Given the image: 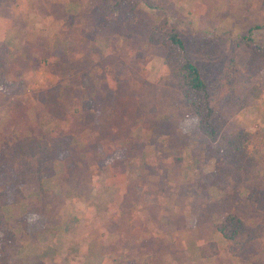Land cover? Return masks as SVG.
Returning a JSON list of instances; mask_svg holds the SVG:
<instances>
[{"label": "rangeland", "instance_id": "1", "mask_svg": "<svg viewBox=\"0 0 264 264\" xmlns=\"http://www.w3.org/2000/svg\"><path fill=\"white\" fill-rule=\"evenodd\" d=\"M17 1L23 7L9 35L20 44L8 46L27 57L22 75L12 77L20 81L2 90L0 148L11 134L42 136L55 123L63 132L69 128L75 145L70 158L45 168L41 182L24 187L29 208L39 209V226L21 217L22 204L6 210L19 240L7 247L9 264H264L254 251L257 260L229 252L236 242L219 229L226 216L255 227L264 214L237 198L230 178L214 176L199 118L166 65L167 47L149 40L167 22L194 53L210 55L208 70H220L228 96L224 129L264 132V56L255 59L246 40L251 35L264 45V0H123L109 12L104 0H79L84 21L71 8L62 20L49 14L41 4L51 0ZM28 31L55 42L56 52L36 40L23 42ZM87 46L88 58L81 59L76 49ZM40 94L50 101L39 105L52 104L34 111ZM260 176L256 184L264 183V167ZM120 178L138 196L122 194L114 204ZM101 188L102 205L96 200ZM202 245L213 254L204 257ZM254 246L264 248V237Z\"/></svg>", "mask_w": 264, "mask_h": 264}, {"label": "trees", "instance_id": "2", "mask_svg": "<svg viewBox=\"0 0 264 264\" xmlns=\"http://www.w3.org/2000/svg\"><path fill=\"white\" fill-rule=\"evenodd\" d=\"M122 1L119 0L114 3V7H111L108 5L109 0H104L102 7L105 12L119 10ZM2 2L3 0H0V8ZM149 4L154 6L153 2H149ZM250 36L246 40L255 59L258 56H264V45L257 43ZM149 40L153 44L167 47L166 65L172 79L182 90L185 99L199 118V130L207 138V154L215 158L214 176H217L218 179L230 178L233 181L234 190L238 193L237 198L239 200L245 198L255 209L264 214V183L256 184L253 181L261 178L260 174L264 167V132L251 131L247 128L232 131L224 129L228 121L227 117L230 116V112L225 109L228 96L222 92L224 77L220 70H208V61H211L210 55L205 56L202 52V56H199L194 53L180 32L167 22H163L157 29H153ZM203 46H209L208 42H203L202 49L209 51ZM10 53V47L6 43H1L0 88L9 84L6 75ZM234 68L238 69L237 65ZM227 77L229 80L231 79L230 76L227 75ZM232 93L229 95L231 96ZM73 142L72 134L57 129L45 132L42 136L27 134L18 137L11 134L1 142L0 264H9L7 247H14L19 242L13 225L7 218L6 210L22 204L25 206V211L21 213V217H28L33 226L40 225L39 209L31 208V210L29 208L24 187L30 183L41 182L48 165L70 158L75 145ZM251 145L254 146L253 149H251ZM245 184L247 186H244ZM24 219L22 218V221ZM219 229L229 240V243L235 241V244H238L235 246L234 243H231L227 247L233 255L239 256L243 260L252 258L257 260V255H252L253 251L258 256H264V248L255 250L254 246L259 239L264 237L263 222L252 227L250 223L240 217L228 214L219 225ZM201 249H203L204 257L213 254L208 251V247Z\"/></svg>", "mask_w": 264, "mask_h": 264}, {"label": "crops", "instance_id": "3", "mask_svg": "<svg viewBox=\"0 0 264 264\" xmlns=\"http://www.w3.org/2000/svg\"><path fill=\"white\" fill-rule=\"evenodd\" d=\"M10 1V0H9ZM52 2V4L50 5V6H48L49 4H47V5H42V4H44V3H42L41 4V6L42 7H44L45 8V11H47L49 14L50 13H52L53 11H55V17H57L58 18V16L59 17H62L61 18V20L65 17V10L68 8V10L71 8L72 10H73V12H74V14H76L75 15V19H77L78 18V12H82V14H83V16H82V21H84V13L86 12V11H82V10H84V4L83 3H80V1L79 0H74V1H71V0H51ZM46 3H48V2H46ZM11 4V5H10ZM53 4H55V5H53ZM22 7L23 6H19V4H18V1L16 0V1H11V2H8V0H4L3 2H2V6H1V8H0V44L1 43H6L7 45H14V44H17V43H15V42H18V44H20V41L17 39V40H11L10 39V35H9V33H11L12 32V30H14L15 31V27H16V21H17V15H16V13H19L20 11H21V9H22ZM58 8V9H55V8ZM62 8V9H59V8ZM48 10H47V9ZM51 9V10H50ZM45 11H42V12H44L45 13ZM87 14V13H86ZM68 19H69V17H68ZM79 21H81V19L79 20ZM85 21H86V26L89 24V23H87L88 22V20L87 19H85ZM47 27V26H46ZM74 27H77V25L76 26H74ZM20 28V27H19ZM48 28V27H47ZM50 28L52 29V30H54L55 29V25H53V26H50ZM21 33V32H20ZM20 33H16V36H14V38L16 39V38H18V37H20ZM18 34H20V35H18ZM23 34L25 35H27V36H29L30 38L29 39H27V40H25V41H23V42H26V43H28V42H31V41H33V40H36L39 44H46L47 46H48V48L46 47V49H50V51L51 52H56L55 51V46H54V44H55V42H53V43H49V42H47V40H45L44 41V37L42 36V35H44V34H41V35H39V34H37V33H35V34H33V33H29V31L28 32H23ZM13 37V36H12ZM98 41V40H97ZM10 42V43H9ZM85 42V40L82 38L81 39V43H84ZM88 42H90V40L88 39V38H86V44H88ZM66 43V42H65ZM80 42H78L77 44H79V45H82ZM60 44H61V42H60ZM67 45L66 46H70L71 47V45H72V41L71 40H68V43H66ZM9 47V46H8ZM71 50H72V48H71ZM76 51L78 52V54H79V57L81 58V59H86V58H88V55H89V47L87 46V47H85V49H80V50H78V49H76ZM13 55V56H12ZM91 56V55H90ZM26 57H27V54H23L22 56L21 55H16V54H12V52L10 53V55L8 56V63H9V66H8V70H7V78H8V82H10V83H13V82H17L18 81V79L17 78H12V77H15L16 75H22V72L19 70V68H21V67H23L24 65H26V63H25V60H26ZM90 58V57H89ZM13 59H15V60H13ZM20 81V80H19ZM18 81V82H19ZM16 85V84H15ZM49 86L50 85H48V86H46L44 89H43V91H45L44 93H45V95H46V93L48 92V88H49ZM76 86L78 87V88H80V89H82V87H83V85H79L78 83L76 84ZM110 86H111V84H110ZM112 87V86H111ZM67 88V87H66ZM113 89L115 88V86L114 87H112ZM2 90L4 91L5 89L3 88V87H1L0 88V101L1 100H3V102H2V104L1 105H3V106H5V103H4V100H5V97H7L5 94L3 95V93L4 92H2ZM45 95H43V94H40V97H39V100L37 101L38 102V104H36L38 107H36L35 109H34V111H38L39 109L41 110V109H44L45 107H42V106H47V107H50L51 106V104H43V105H39V103H47L48 101H50L49 99H47V97L48 96H46L45 98H44V96ZM16 100V99H15ZM15 100H14V102H13V104L15 105L16 104V102H15ZM18 101V100H17ZM1 103V102H0ZM16 106H19V105H16ZM22 115V113H19V116H21ZM4 116H5V119L7 118V115H6V113L4 114ZM18 117V116H17ZM10 118H13V115L12 114H10ZM62 122V121H61ZM48 123V122H47ZM38 125V124H37ZM46 126V128L44 129V127H43V130H44V132H49V131H51V130H53V129H56V123H55V125L53 126V127H51V129H47V125H45ZM62 126H66V127H68V125L65 123L64 124V121H63V124H62ZM42 128V127H41ZM62 128V127H61ZM65 130V133H70L69 132V128H65V127H63ZM58 130V129H57ZM41 131V130H40ZM60 131H63V129H60ZM28 133H26V134H23V135H27ZM31 134V133H30ZM33 135H37L36 133H32ZM71 134V133H70ZM73 135V134H72ZM74 136V135H73ZM91 167V166H90ZM118 177V176H117ZM117 177H116V179H117ZM126 179V178H125ZM124 178L123 179H118L116 182H119V184H117L116 182H114V185H115V187H118L119 189H120V194L118 195V197L117 198H114V204H116V203H119L120 202V199L119 198H121L122 197V194H125L124 195V197H126L128 194H130L131 195V197L134 199V197L136 198L137 196H138V192L136 191V190H126L125 191V189L124 188H126V186H123L122 184H125V183H127L128 182V180L126 179L125 180ZM131 182V181H130ZM43 184V183H42ZM132 186V185H131ZM102 189L103 188H101L98 192H97V190H96V192H97V197H96V200H97V202H100L101 203V205L104 203V201H106V196H102L101 195V192H102ZM109 198H112V197H109ZM114 206V205H113ZM90 242V241H89Z\"/></svg>", "mask_w": 264, "mask_h": 264}]
</instances>
